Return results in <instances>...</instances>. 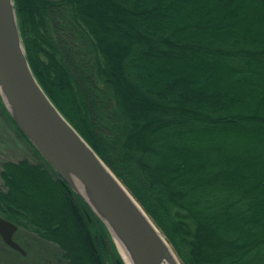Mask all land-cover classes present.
I'll return each mask as SVG.
<instances>
[{
  "label": "trees",
  "instance_id": "16d2710c",
  "mask_svg": "<svg viewBox=\"0 0 264 264\" xmlns=\"http://www.w3.org/2000/svg\"><path fill=\"white\" fill-rule=\"evenodd\" d=\"M15 5L39 83L182 264H264V0ZM0 108L38 157L2 163L0 215L49 244V262L125 264Z\"/></svg>",
  "mask_w": 264,
  "mask_h": 264
},
{
  "label": "water",
  "instance_id": "95a60500",
  "mask_svg": "<svg viewBox=\"0 0 264 264\" xmlns=\"http://www.w3.org/2000/svg\"><path fill=\"white\" fill-rule=\"evenodd\" d=\"M0 96L19 129L104 224L125 264L123 246L133 264H164L166 253L151 224L182 264L151 216L39 83L26 55L15 0H0ZM18 229L17 224L0 216V235L5 243L26 254L14 239Z\"/></svg>",
  "mask_w": 264,
  "mask_h": 264
},
{
  "label": "rangeland",
  "instance_id": "374dc122",
  "mask_svg": "<svg viewBox=\"0 0 264 264\" xmlns=\"http://www.w3.org/2000/svg\"><path fill=\"white\" fill-rule=\"evenodd\" d=\"M25 158L31 161L38 160L35 152L7 117L2 114L0 108V170L5 160L20 161ZM0 184H2L1 181ZM15 238L24 248L26 254L12 248L0 237L1 264H55L52 261L49 262L51 258H55L49 244H44L35 235L20 228L16 232Z\"/></svg>",
  "mask_w": 264,
  "mask_h": 264
},
{
  "label": "bare ground",
  "instance_id": "6f19581e",
  "mask_svg": "<svg viewBox=\"0 0 264 264\" xmlns=\"http://www.w3.org/2000/svg\"><path fill=\"white\" fill-rule=\"evenodd\" d=\"M6 96L7 95L4 93V97ZM150 226H151L152 232L155 235L156 239H158L161 242L160 246L163 248L164 252L166 253L164 264H180V261L177 259L176 255L174 254V252L172 251L171 247L168 245L164 237L160 235V233L158 232V230L155 228L153 224H151ZM155 243H156V240H155ZM123 248L126 249L124 246ZM124 249H122V251L124 252L126 261L128 262V264H133L130 254L127 253L128 251Z\"/></svg>",
  "mask_w": 264,
  "mask_h": 264
},
{
  "label": "flooded vegetation",
  "instance_id": "af4514ba",
  "mask_svg": "<svg viewBox=\"0 0 264 264\" xmlns=\"http://www.w3.org/2000/svg\"><path fill=\"white\" fill-rule=\"evenodd\" d=\"M0 237L2 238V236L0 235ZM3 239V238H2Z\"/></svg>",
  "mask_w": 264,
  "mask_h": 264
}]
</instances>
